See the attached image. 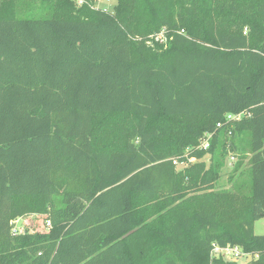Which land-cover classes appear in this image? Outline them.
I'll return each instance as SVG.
<instances>
[{
    "label": "trees",
    "instance_id": "16d2710c",
    "mask_svg": "<svg viewBox=\"0 0 264 264\" xmlns=\"http://www.w3.org/2000/svg\"><path fill=\"white\" fill-rule=\"evenodd\" d=\"M88 1L0 5V264H264V0ZM27 200L48 226L12 234Z\"/></svg>",
    "mask_w": 264,
    "mask_h": 264
},
{
    "label": "rangeland",
    "instance_id": "374dc122",
    "mask_svg": "<svg viewBox=\"0 0 264 264\" xmlns=\"http://www.w3.org/2000/svg\"><path fill=\"white\" fill-rule=\"evenodd\" d=\"M5 1L9 0H0V5L1 3H5ZM11 1L14 3V8L16 10L15 14L18 16L27 14H35L37 16V14H41L42 17H46L49 14V10L44 5H42L41 0ZM88 3L95 9H104L109 12H113V7L116 4V0H92L88 1ZM249 158L250 153H245L239 158L238 156L234 155L233 151H230V153H228L223 159L224 165L221 169L220 178L215 183V190L240 191L241 193L247 195L249 193L251 179ZM202 160L208 165L213 159L210 158L209 154H207ZM185 166V163L178 164L176 165V169L180 170ZM23 204V208H25L23 211L24 214L13 220V227H15L18 232L25 230H45L48 226V222L46 221L44 214L34 212L36 206L32 201L27 200L24 201ZM254 233L257 235H264V217L255 221ZM249 259V256L241 257L236 262L237 264H246L248 263Z\"/></svg>",
    "mask_w": 264,
    "mask_h": 264
},
{
    "label": "built area",
    "instance_id": "2783aa9c",
    "mask_svg": "<svg viewBox=\"0 0 264 264\" xmlns=\"http://www.w3.org/2000/svg\"><path fill=\"white\" fill-rule=\"evenodd\" d=\"M77 6H80L84 4L85 0H72ZM102 1V0H98ZM161 37V35L159 36ZM244 115V112H240L237 114H231L228 113L225 115V121H232L234 119H239ZM223 125L222 122L216 123V128H219ZM211 133H205L203 138L200 140V143L198 145V148L207 149L209 146V139L211 137ZM233 158V156H232ZM194 160L193 158H190L189 161ZM174 164H183V163H177L176 161H173ZM12 234L18 233V231L15 229V227H12ZM215 253V254H214ZM211 258H221L225 262H235L238 261L241 257H256V255H253L251 253L245 252L240 246L237 245H226V246H219L216 244H213L211 254Z\"/></svg>",
    "mask_w": 264,
    "mask_h": 264
}]
</instances>
